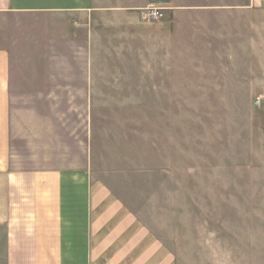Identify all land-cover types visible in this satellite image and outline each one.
Here are the masks:
<instances>
[{"label":"rangeland","instance_id":"1","mask_svg":"<svg viewBox=\"0 0 264 264\" xmlns=\"http://www.w3.org/2000/svg\"><path fill=\"white\" fill-rule=\"evenodd\" d=\"M138 1L0 17L12 168L88 170L174 264H264V13L227 50Z\"/></svg>","mask_w":264,"mask_h":264},{"label":"crops","instance_id":"2","mask_svg":"<svg viewBox=\"0 0 264 264\" xmlns=\"http://www.w3.org/2000/svg\"><path fill=\"white\" fill-rule=\"evenodd\" d=\"M137 1L0 0V17L81 14L90 18L97 10L137 8L145 3ZM159 1L169 7L171 18L167 23L174 29L190 35L199 33L202 40L211 39L214 32L227 50L237 49L241 23L246 25L250 38L255 32V14L264 13V0ZM9 56L0 45V223L4 263L174 264L164 243L148 239V231L136 224L133 215L122 211L105 187L92 181L88 170L12 168Z\"/></svg>","mask_w":264,"mask_h":264},{"label":"built area","instance_id":"3","mask_svg":"<svg viewBox=\"0 0 264 264\" xmlns=\"http://www.w3.org/2000/svg\"><path fill=\"white\" fill-rule=\"evenodd\" d=\"M165 11L164 7L152 4L143 9V18L151 23L158 22L164 17Z\"/></svg>","mask_w":264,"mask_h":264}]
</instances>
